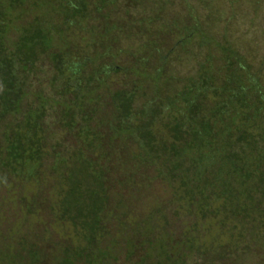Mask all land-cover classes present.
I'll return each instance as SVG.
<instances>
[{"label":"trees","instance_id":"16d2710c","mask_svg":"<svg viewBox=\"0 0 264 264\" xmlns=\"http://www.w3.org/2000/svg\"><path fill=\"white\" fill-rule=\"evenodd\" d=\"M120 1L138 0H0V184L6 181L17 188V182L22 189L14 197L19 196L18 201L2 200L5 205L24 206L26 188L41 172L45 174L50 161L54 187L45 208L53 223L74 232L69 240L53 237L45 226L42 236L31 238L6 228L2 234L7 235L0 237V264H215L216 260L222 264L226 255L213 252L217 238L205 246V227L198 233L202 223L211 225L216 219L220 237L233 222L232 229H240L238 235L245 239V226L264 221L261 70H253L247 58L208 34L196 13L199 4L181 0L188 21L179 27L180 37L166 53L153 49L157 58L150 73H141L139 67L150 68L153 50L138 57V69L132 68L143 79L139 85L151 84L149 95L141 93L148 101L135 107L138 84L129 90L116 88L104 96L109 109L103 116V87L112 73L127 71L115 62L125 51L120 49L94 67L96 57L73 52L68 31L85 28L93 14L110 17ZM30 11L35 14L28 19L24 14ZM112 29L114 24L105 26V34ZM194 39L199 49L216 45L222 63L214 67L207 54L194 76L163 94L162 84L174 80L165 75L169 57ZM44 58L52 69L50 87L59 88L62 99L56 118L59 128L72 140L63 150L55 149L47 132L50 98L31 97L33 78ZM88 65L93 66L89 72ZM94 92L89 104L88 95ZM126 154L132 170L119 176L112 163L123 167ZM150 169L153 179L174 190L170 201L177 205L174 222L181 223L183 213L194 218L182 222L180 232L173 231L175 223L161 208L155 211L159 217L155 212L134 217L127 209L126 195H136L152 180L138 179L136 174ZM37 200L29 199L27 215L38 213L39 208H32L41 204ZM111 209L118 222L108 228Z\"/></svg>","mask_w":264,"mask_h":264},{"label":"rangeland","instance_id":"374dc122","mask_svg":"<svg viewBox=\"0 0 264 264\" xmlns=\"http://www.w3.org/2000/svg\"><path fill=\"white\" fill-rule=\"evenodd\" d=\"M164 1L165 0H138L126 3L120 1L114 8L112 7L110 17L104 19L102 16L97 17L96 14H93L92 18L85 21V28L80 29L72 27L68 31L73 52L81 56L89 55L91 57H96L94 67L101 65L103 62H108L112 55H118L120 49L125 51L120 54L119 57L117 56L115 62L118 65L127 67V71L111 74L108 81L109 84L103 87V98H105V94L108 95L110 90L116 88L129 90L135 83L140 87L139 97H137L134 103L135 107L140 109L145 105L146 101H148L149 97H147V95L143 97L141 93L144 92L149 95L150 92L147 91V88H149L151 84L144 82L142 86L139 85V82L143 81V79L138 74L134 73L132 68L139 67L140 64L137 60L140 55H147L146 53L151 52L154 48L158 50L162 49L163 52L166 53L180 37V34H182L179 27L188 21V11L182 8L181 0H173V4L164 3ZM194 1L199 4V11L197 10L198 12L196 13L208 34L216 41L220 43L224 42L237 50L241 55L247 58L253 70H261L264 88V0ZM25 7L27 9L30 8L28 5ZM34 14L35 11H30L27 12V14L25 13L24 16L30 19ZM111 24L115 25V29L105 34L104 27ZM151 41L153 43H151ZM108 47H110V50H106ZM104 52H107L105 56L103 55ZM207 54L212 55L214 67L222 63L219 49L216 45L214 46V44H212L210 48L199 49L197 40L194 39L185 47L176 48L174 53L169 57L168 67L165 70V75H170L174 80L162 84L164 89L161 92L165 94L166 89L179 88V86L184 83L182 80L194 76L197 72L198 64ZM156 56V51L153 50L152 57L149 60L150 68L140 66L139 69L141 73H150L152 71V64L155 62ZM91 68H93V66L88 65L85 71L89 72ZM52 76L50 60L44 58L38 74L33 78L34 82L30 91H32L31 97L33 94H41L43 98H50L46 106L48 115V118H46L48 125L47 132L50 135L52 134V140H50L52 142L50 143H52L54 147L56 146L55 149L63 150L70 145L72 140L70 134H64L61 128H59L56 119L62 107L60 103L62 99L57 95V89L59 88L51 89L50 87L49 80ZM95 95V92L92 95H88L89 104L92 103V99ZM66 97L71 98L69 95ZM29 99L31 100V98ZM103 103L105 104L102 107L103 111L101 115L108 116V100L105 98ZM58 142L60 144H57ZM129 158L128 154L124 156L123 167L120 163H112V166L116 168L114 170L117 175L123 176L124 172L128 173L132 170ZM46 165L47 167L44 166L45 174L41 172V176L37 180H33L34 183L28 185L26 188L24 194L28 200L23 203L24 206L22 207H17L18 204L14 205L12 202L5 205V202L2 200L8 197L6 200L18 201L19 196L16 198L14 197L22 190L18 188L20 183L15 182L17 188L8 186V182L6 181L4 184H0L1 238V235H7L2 234L6 228H13L14 230L12 231L15 233L19 232V235L29 233L31 235L30 237L33 238L37 233L41 235L43 229L47 227L46 229L50 231L53 237L57 234L64 236L68 240L72 239L74 235L73 230L69 226L53 223L48 209L45 208L46 204H44V202H50L54 187V180L49 176L50 173L48 171L51 162L48 161ZM136 176L138 179L142 176L152 178L155 176V173L150 169L139 171ZM173 191L168 188L166 183L152 178L150 182L147 181L144 184L136 195H126L125 198L127 201H125V203L128 207L127 209L133 212L134 217L149 214L150 212L154 213L157 209L161 208L169 217L170 221L175 223L174 220L177 218L174 213L177 209V205L175 202H170L173 200ZM8 192H11L10 195L7 194ZM32 197L37 198V202L41 200V204H35V206L32 207L34 209L35 207L39 208L38 213L27 215V207L25 206L31 205L29 199H32ZM155 215L157 217L160 216V214H156V212ZM190 218L192 221L194 220L192 216H187V214L183 213L180 214L179 219L182 222L189 223ZM106 222V227L108 228L116 226L118 221L115 209L109 211ZM258 222L259 221H257L255 227L251 225L245 226L243 230L245 239L240 238L241 236L238 235L240 229H232L231 223L233 222L227 225V229H224L220 237H217L216 234H219L221 228L216 225V219L211 221V225L202 223V226L198 228V233L201 234L200 232L203 231L201 229L205 227L202 233L203 236H208L205 246L210 243L211 238H217V244L215 248L213 247V252L216 251L226 255V258H223L221 261L222 264H264V221ZM181 223L180 221L175 223L173 231L180 232ZM113 231L114 230H112L111 233H113ZM45 236H48V234ZM12 237H15V234H13ZM215 264H220V261L218 260L217 262L216 260Z\"/></svg>","mask_w":264,"mask_h":264}]
</instances>
